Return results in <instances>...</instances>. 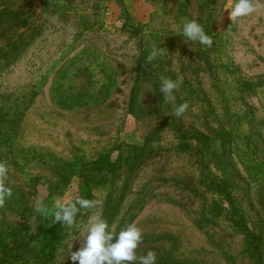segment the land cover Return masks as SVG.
I'll return each instance as SVG.
<instances>
[{
	"label": "rangeland",
	"instance_id": "obj_1",
	"mask_svg": "<svg viewBox=\"0 0 264 264\" xmlns=\"http://www.w3.org/2000/svg\"><path fill=\"white\" fill-rule=\"evenodd\" d=\"M235 3L0 0V162L13 192L0 264H73L93 215L116 235L143 229L137 255L156 264H264V0L232 23ZM193 20L211 47L181 35ZM96 165L113 173L85 182ZM81 197L99 203L71 228L35 210ZM233 208L261 238L258 262ZM20 244L33 256L1 258Z\"/></svg>",
	"mask_w": 264,
	"mask_h": 264
},
{
	"label": "clouds",
	"instance_id": "obj_2",
	"mask_svg": "<svg viewBox=\"0 0 264 264\" xmlns=\"http://www.w3.org/2000/svg\"><path fill=\"white\" fill-rule=\"evenodd\" d=\"M257 11L253 0H236L229 13L232 23H237L240 18L250 16ZM181 34V33H178ZM187 40L198 41L202 45L212 46V38L205 34L203 27L196 21L184 24L182 34ZM186 42V40H185ZM163 54V50L153 49L146 57L150 63ZM178 88V82L171 79H162L160 92L163 99L169 102L175 101L174 90ZM188 109L187 102L174 108L177 117L182 116ZM9 180V166L0 162V208L6 204V200L13 195L12 189L7 186ZM99 202L83 197L67 204L56 200L53 208L49 209L42 201H37L35 210L44 217H54L52 223H60L62 226L73 227L77 221V215L81 209L91 210ZM31 223V222H30ZM80 247L76 251H70V260L73 264H156V253L148 251L146 255H137V249L143 243L144 232L135 223L129 224L118 235L109 230L108 222L96 215L88 220V226L79 232ZM71 249V248H70Z\"/></svg>",
	"mask_w": 264,
	"mask_h": 264
},
{
	"label": "trees",
	"instance_id": "obj_3",
	"mask_svg": "<svg viewBox=\"0 0 264 264\" xmlns=\"http://www.w3.org/2000/svg\"><path fill=\"white\" fill-rule=\"evenodd\" d=\"M195 136L200 140V141H205L207 140V137L200 133H195ZM84 173L81 176L85 182L88 181H93L97 179H104L109 176V174L113 173L110 169H104L100 167L99 165L92 166L88 169H84ZM218 187L221 189L223 193H225L227 199L229 202L232 201L231 194L229 192V189L224 182H219ZM233 218L235 219V222L237 225H239L240 230L242 233L245 235L248 245H249V250L251 254L255 257L256 262L259 261V253H260V243H261V238L260 236L252 231L250 227L247 224L246 219L236 210L233 208ZM33 256V250L31 247L27 244H20L17 245L13 248L9 249H3L1 258L6 259L8 257L17 259V258H29Z\"/></svg>",
	"mask_w": 264,
	"mask_h": 264
}]
</instances>
